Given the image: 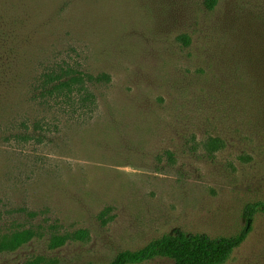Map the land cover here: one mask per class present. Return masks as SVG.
Listing matches in <instances>:
<instances>
[{"label": "rangeland", "instance_id": "rangeland-1", "mask_svg": "<svg viewBox=\"0 0 264 264\" xmlns=\"http://www.w3.org/2000/svg\"><path fill=\"white\" fill-rule=\"evenodd\" d=\"M206 1L0 0V264L244 230L264 202V0ZM62 69L98 80L94 105L40 99ZM225 264H264L263 214Z\"/></svg>", "mask_w": 264, "mask_h": 264}, {"label": "trees", "instance_id": "trees-1", "mask_svg": "<svg viewBox=\"0 0 264 264\" xmlns=\"http://www.w3.org/2000/svg\"><path fill=\"white\" fill-rule=\"evenodd\" d=\"M220 0H207L206 5L213 10ZM98 80L89 74H76L73 70L62 69L59 73L47 74L40 85V99L46 102H66L70 106H87L96 103V96L91 86ZM79 106V107H80ZM219 140H212L216 149ZM264 215V202L248 205L244 211L246 226L235 237L213 239L207 235H192L177 231L152 241L137 252H122L110 264H144L156 259H168L174 264H225L247 239L252 231V224L257 214ZM23 236L15 238L19 245ZM73 238L85 241L87 231L76 233ZM64 238L57 239L54 247L65 245ZM9 247L6 246V249Z\"/></svg>", "mask_w": 264, "mask_h": 264}]
</instances>
